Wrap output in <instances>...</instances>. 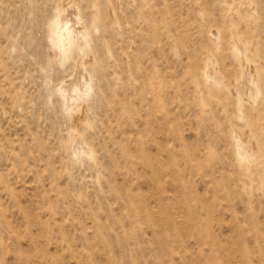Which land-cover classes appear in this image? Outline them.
<instances>
[{
  "label": "rangeland",
  "instance_id": "374dc122",
  "mask_svg": "<svg viewBox=\"0 0 264 264\" xmlns=\"http://www.w3.org/2000/svg\"><path fill=\"white\" fill-rule=\"evenodd\" d=\"M69 1L93 75L71 118L45 85L75 67L45 72V25ZM251 2L0 0V264H264V99L241 124L201 74L210 51L231 88L234 18L264 93V0ZM233 130L260 153L246 167ZM74 138L92 160L74 159Z\"/></svg>",
  "mask_w": 264,
  "mask_h": 264
},
{
  "label": "bare ground",
  "instance_id": "6f19581e",
  "mask_svg": "<svg viewBox=\"0 0 264 264\" xmlns=\"http://www.w3.org/2000/svg\"><path fill=\"white\" fill-rule=\"evenodd\" d=\"M69 2L67 4H62L61 2V4H56L52 9L53 13L51 17L45 25V37L51 52H48L50 56L49 58L47 57L48 60L45 72L48 73L54 66L61 68L71 61L75 67L74 69L72 68L73 72L67 79L62 78L56 84H53L50 75L46 74L45 85L48 96L57 97L58 106L60 107L62 113L64 116L71 118L73 113L79 109L80 104L83 101L88 100L87 98L91 96L90 94L93 89V75L91 76V74L85 70V66L83 64V58L86 56L91 42L90 33L85 23L82 21L79 8L75 5L76 3ZM243 4H245V11L248 14H253L257 8L251 0H244ZM231 6H229V8ZM228 27L229 50L235 58L241 61V67L239 68L240 70L237 77H235L231 82L229 81L231 88L228 89L226 86L228 83L226 84L224 82L226 84L224 85V80H222L220 76L221 73L218 70L219 74L216 69V58L210 51L204 54V67L201 74L205 82L216 87L221 86V89L225 86L223 90L225 91L227 89V93L231 94L233 97L236 120L239 123L244 124L247 122V112L245 107L256 106V104L260 101V103H262V100L264 99V93L261 91V82L258 79L259 75L253 70L255 67L253 68L252 66V69L250 67L251 65L247 64L249 60L251 61L249 58L253 55H258V51L257 49L254 50L246 47L247 40L242 38L239 32L238 23L234 20V18H231ZM96 30L97 27L94 23L93 31ZM209 36L214 45H217L221 40L220 32L217 28L210 29ZM75 57L79 58L76 62H74ZM236 130L231 132L233 153L235 154L239 164L246 167L249 162H255V158L258 159L261 156H259L260 153L258 156L255 155L252 150L254 147H250L248 142L250 140L248 138V141L245 138L243 139L241 135H239L240 132ZM69 145L71 150L70 152L74 156L75 160H82L83 158L85 160L93 159L92 150L89 145L87 144V146L84 141H81V139L74 138L71 140Z\"/></svg>",
  "mask_w": 264,
  "mask_h": 264
}]
</instances>
